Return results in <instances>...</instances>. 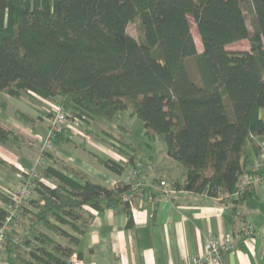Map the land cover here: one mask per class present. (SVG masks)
Masks as SVG:
<instances>
[{
  "label": "trees",
  "instance_id": "16d2710c",
  "mask_svg": "<svg viewBox=\"0 0 264 264\" xmlns=\"http://www.w3.org/2000/svg\"><path fill=\"white\" fill-rule=\"evenodd\" d=\"M242 41L249 50H229ZM27 94L61 103L87 123L131 111L185 169L183 181L170 183L175 192L223 201L238 192L235 204L248 200L255 186L243 188L249 151L264 137V0H0L1 110L7 97ZM21 141L0 121V145ZM45 158L37 176L23 173L33 192L5 235L10 264H71L107 209L134 226L140 200L124 199L129 182L112 188ZM95 158L119 176L137 164L135 151L126 162ZM0 169L20 172L1 157ZM159 196L169 195L155 192L153 201ZM14 207L11 192L0 189V226Z\"/></svg>",
  "mask_w": 264,
  "mask_h": 264
},
{
  "label": "crops",
  "instance_id": "0c3cea01",
  "mask_svg": "<svg viewBox=\"0 0 264 264\" xmlns=\"http://www.w3.org/2000/svg\"><path fill=\"white\" fill-rule=\"evenodd\" d=\"M7 99L10 108L11 103L20 102L22 97ZM5 111L0 110V121L20 136H25V125L10 111V115L3 118ZM24 114L31 117L28 113ZM7 150L0 145V157L20 169L18 173L0 169L7 176L0 178V189L10 193L23 180L16 186L7 173L18 178L32 165L26 160L15 162L5 154ZM249 153L252 164L258 162L264 168V137L255 140ZM163 155L165 158L157 163L150 179H164L169 183L179 180L177 163L167 157L166 152ZM111 157L108 159L126 162L115 155ZM156 159V156H151L146 161L154 162ZM68 161L72 162V159ZM131 170L127 168L122 176L107 168L103 175L96 170L93 174L99 179L104 178L101 183L108 185L112 180L131 182V175L128 176ZM252 192L248 200L236 204L233 202L237 199L236 193L231 199L223 201L182 191L167 197L159 196L154 201H139L133 210L135 224L132 228L128 227V218L122 212L112 209L99 212L79 246V259L83 264H181L185 259L190 260L200 254L211 236L223 237L237 232L241 240L235 251L223 256L222 264H264V183L255 184ZM247 226L251 228L250 233L246 232Z\"/></svg>",
  "mask_w": 264,
  "mask_h": 264
},
{
  "label": "rangeland",
  "instance_id": "374dc122",
  "mask_svg": "<svg viewBox=\"0 0 264 264\" xmlns=\"http://www.w3.org/2000/svg\"><path fill=\"white\" fill-rule=\"evenodd\" d=\"M247 14L252 29V16L249 11H247ZM129 32L136 36V28L133 24L130 25ZM193 33L196 38L199 53H202L203 47L199 34L195 29ZM228 48L231 51H247L250 49V42L242 41L232 44ZM58 104L61 103L51 100H44L27 94L22 96L20 102L11 103L10 108L8 106V110H6L2 116L3 118H6V116L11 114L14 118L16 117V119L20 120L25 125L24 127L26 128H23L27 134L25 136L21 135L23 137V141L18 143L15 142V144L13 142L9 147H5L8 149L5 154L11 157V159L15 162H23L24 160H26L28 164L30 162L32 168H29V170H32L31 173H33L35 176H37L39 168L46 164V155L47 158H51L52 161L56 160V163L59 166L63 164H76L73 166L88 173L95 182H101L102 180L104 181V178H101V180L97 178V176L94 177V170L101 172V175H103L105 167L95 160L94 154L103 159L112 158L111 156L115 155L118 159L128 160V156L133 154L135 151L137 155V162H148L153 165V169L149 176L157 169V163H160V160L165 158L163 152H166V144L162 141H158L147 136L143 121L137 116H133L131 111L121 112L113 120L95 119L88 122V124H85L84 122V124L75 125L69 120L65 123L64 130L60 134L58 143H55V138L53 146L47 149L45 146H43L44 139L46 138L50 129V124L46 120L49 116L54 115V113L57 111ZM61 105L63 106V104ZM66 111L71 113L69 110ZM24 113L31 115V117L28 116V119L31 120L29 123L24 122L23 117H27V115L25 116ZM71 114L74 116L73 113ZM42 123H44V125H42ZM36 127L38 128L35 133L34 130H36ZM68 138L71 141H69ZM19 146L22 148H19ZM58 152H60L61 155L58 154ZM48 154L51 156H48ZM151 156H156V161H146V159L150 158ZM69 158L72 159V162L68 161ZM177 167L178 179L183 181V172H185V169L178 163ZM180 171H182V173H179ZM132 173L133 169L131 170L130 174H128V176L131 175V178ZM7 174L9 175V179H13L15 181L16 186L21 182V180L25 179L24 174L18 178L12 176L13 174ZM2 176L5 178L7 177L6 173H3L0 170V178H2ZM150 181L152 183L155 182L151 179ZM45 182L51 184L50 181ZM5 248L6 247L0 248V257L2 256L1 258H7V255L5 254ZM13 264L22 263L18 260H14Z\"/></svg>",
  "mask_w": 264,
  "mask_h": 264
},
{
  "label": "built area",
  "instance_id": "2783aa9c",
  "mask_svg": "<svg viewBox=\"0 0 264 264\" xmlns=\"http://www.w3.org/2000/svg\"><path fill=\"white\" fill-rule=\"evenodd\" d=\"M69 120L75 125L84 124V120L72 116V114L66 111L61 104H58L57 111L53 116H49L46 120L50 124V129L46 138L44 139L43 146H45L47 149L51 148L53 146L54 139L63 132L65 123ZM152 169L153 165L148 162H137L132 173V180L129 182L132 188L129 192L124 194L125 200L128 201L132 200L133 198H137L140 201H143L142 197L146 195L149 197V201H153L152 194L155 192H162L166 195L175 193L171 184L166 180H162L158 183H152L150 181L149 174L151 173ZM259 183H264V168H262L258 162H256L252 166V172L244 178L243 188L249 189L251 186ZM108 185L112 188H115L118 186H124L126 183L112 180ZM32 192L33 184L28 179L11 192L15 207L11 208V214L6 219L5 224L0 226V248L5 247V235L11 227L15 213H18V208L21 205L26 204L29 197L32 195ZM246 232H251L250 226H247ZM240 240L241 235L237 232L223 237L211 236L200 254L196 255L190 260L185 259L181 264H222L223 256L227 253L235 251ZM1 257L0 264H10L7 258ZM70 263L83 264V262L76 256L70 260Z\"/></svg>",
  "mask_w": 264,
  "mask_h": 264
}]
</instances>
